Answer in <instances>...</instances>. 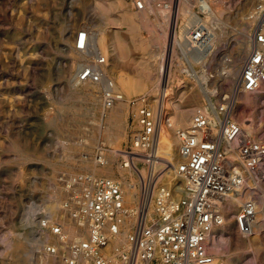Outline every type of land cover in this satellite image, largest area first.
<instances>
[{"label":"built area","instance_id":"1","mask_svg":"<svg viewBox=\"0 0 264 264\" xmlns=\"http://www.w3.org/2000/svg\"><path fill=\"white\" fill-rule=\"evenodd\" d=\"M179 1L135 0V7L170 16ZM193 1L199 15H188L180 24L176 20L174 27L186 34L175 45L186 58L208 51L214 35L210 6L204 0ZM249 18L253 24L246 35L248 51L230 89L218 100L210 97L197 106L189 124L175 132L178 161L159 154L163 104L153 106L146 95L131 97L129 143L116 150L118 165L128 173L114 177L91 171L59 173L57 210L45 211L37 219L39 228L55 240L43 243L42 251L58 264H213L212 243L226 222L228 202L243 194L247 196L233 217L235 230L244 237L254 233L257 215L264 213V131L253 119L249 128L244 127L235 108L240 94L264 86V0H256ZM73 48L82 57L74 82L99 87L102 128L123 94L88 25L74 33ZM90 139L84 145L91 151L82 153L81 160L107 166L108 146ZM132 180L136 193L128 202L124 184Z\"/></svg>","mask_w":264,"mask_h":264},{"label":"rangeland","instance_id":"2","mask_svg":"<svg viewBox=\"0 0 264 264\" xmlns=\"http://www.w3.org/2000/svg\"><path fill=\"white\" fill-rule=\"evenodd\" d=\"M98 1L0 0V264H58L41 253L42 244L51 242L52 237H44L49 233L39 228L37 219L53 204L48 201L52 200L51 195L58 193L59 173H95L93 167L97 165L81 160L82 153L91 151V147L84 145L91 142L90 138L100 139L108 146V163L112 162L114 175H117L116 150L129 143L132 109L128 99L138 95L152 99L166 87L172 97L175 92H182L185 102L200 93L203 103L197 106L204 105L210 97L218 100L234 82V77L228 76L234 48L240 43L245 56L247 54L246 35L253 23L246 24L242 31L240 20L249 18L256 0H207L212 13L217 15L211 22L214 29L212 46L199 56L200 59H187L178 47H174L186 35L175 30V21L180 24L188 15L195 18L198 14L193 0H187L189 9L185 16H176L182 0L170 16L148 8L150 18L158 24L152 33L155 31L153 34L160 35L162 41V44L151 46L153 52L158 50L154 57L159 63L153 78L157 75L160 78L157 76L142 94L129 96L119 88L127 104L124 124L113 128L104 119L101 128L98 126L102 109L99 87L96 91L88 86L82 91L73 80L77 64L82 60L73 48L76 30L88 25L96 47L109 59L108 72L115 82L119 81L120 75L129 79L133 74L127 63L114 62L104 45L107 33L103 32L109 26L102 25L101 18L93 10ZM120 1L137 16L146 9H137L135 0ZM143 1L149 4L157 0ZM142 36L147 40L151 32L143 30ZM131 56L139 57V51L133 49ZM178 74L186 82L196 78L199 84L196 93L187 83H176L174 77ZM87 92H92L96 98L89 99ZM237 100L235 116L243 126L249 128L248 121L253 119L257 128L264 131V86L259 93L240 94ZM64 105L71 108L63 110ZM131 126L134 128V123ZM170 181L173 183L175 179ZM60 196L59 191L58 202ZM262 231L264 228L257 236L246 239L233 230L231 244L214 246L216 255L219 253L216 264H237L243 260L264 264ZM16 240L21 247L13 250ZM238 240L250 244L249 248H241L230 255L233 242Z\"/></svg>","mask_w":264,"mask_h":264},{"label":"bare ground","instance_id":"3","mask_svg":"<svg viewBox=\"0 0 264 264\" xmlns=\"http://www.w3.org/2000/svg\"><path fill=\"white\" fill-rule=\"evenodd\" d=\"M209 6V2L207 0H204ZM204 1H202V4H204ZM247 2V1H246ZM180 3V2H179ZM178 8V7H177ZM211 8V6H210ZM189 5L187 4V0H182L181 4L179 5V8L177 10V17L179 16H185L188 13ZM93 10L95 11L96 15H98L101 18L102 25L109 26L111 30L109 31V28L105 30L103 33H107L104 39V45L109 49V55L113 57V61L116 63H127L129 66H131L132 74L133 76L129 79L123 78L121 75L117 77L119 78L118 82H115L117 89L123 94L125 92L127 95H135V94H142L144 90L147 88L146 86H149L151 82H153L154 79L157 78V76L154 77V75L157 72L158 68V60H155V53L158 52V50H155L154 52L151 50V46L156 44H162L160 35L157 36L153 34L157 30V25L154 24L153 20L150 18V12L148 8H146L141 15L137 16L128 10L126 7V4L120 0H99L94 4ZM212 12V10H211ZM249 12V11H248ZM216 14V13H215ZM214 13L213 15L216 16ZM199 15V14H197ZM218 19V18H217ZM215 21V20H214ZM100 22V21H99ZM216 22V21H215ZM156 23V22H155ZM253 19L244 18L240 20V30H245L246 24H252ZM153 29L155 30L153 33ZM146 30L149 33L151 32V37L146 39H143L142 31ZM126 35V37H125ZM161 41V42H160ZM163 46V45H162ZM158 47V46H157ZM175 47V46H174ZM174 47L171 50V54L174 53ZM139 51V57H132L131 52L132 50ZM155 49V48H154ZM101 53H103L101 50H99ZM234 53L232 57V61L230 63V70L228 73L229 77H236L237 73L239 72L238 68L240 67V64L245 56V51L241 47V44H237L236 48H234ZM247 51V50H246ZM206 53V52H205ZM205 53H197V59H200V55ZM104 54V53H103ZM108 55V56H109ZM155 55V57H154ZM107 57V56H106ZM108 59V57H107ZM197 61L196 59H192ZM158 63V64H157ZM193 64V61L191 62V65ZM108 65H109V59H108ZM190 65V66H191ZM112 71V70H111ZM155 73V74H154ZM169 76H170V70H169ZM167 73V74H168ZM179 75V74H178ZM175 75L174 79L176 83H179L180 85L188 84L191 86V90L195 91L197 90L199 84L196 78L192 80H188L189 82L184 81L185 79L181 77V75ZM128 77H130L128 75ZM159 77V76H158ZM160 78V77H159ZM170 78V77H169ZM168 78V79H169ZM173 79V80H174ZM188 79V78H186ZM159 81V80H158ZM167 81V80H166ZM155 82V81H154ZM157 82V81H156ZM159 83V82H158ZM168 83V81H167ZM153 84V83H151ZM76 85V84H75ZM77 86L79 90L85 91L84 88L90 86L94 90H98V86L96 84L90 83L88 81H83L78 84ZM160 85V84H159ZM179 85V86H180ZM85 86V87H84ZM122 88L123 92L119 89ZM159 88V87H158ZM84 89V90H83ZM176 90V89H175ZM263 90V87L254 92L259 93ZM161 92L158 93L155 97L152 99L149 98L151 104L155 106L157 103H162L166 112H165V118L161 125V133L159 138V154L160 156L164 157L165 159L175 163L178 161V155H177V148H178V142L176 139V130L178 128L186 127L189 122L191 115L194 111V107L197 105H200L203 103V99L200 97V93L194 94L193 98H190L187 102H185L184 94L182 92H175L174 97L170 96L168 94V88H163L160 90ZM199 92V91H198ZM253 93V94H254ZM86 96L89 97V99H95L96 97L92 92L85 93ZM252 93H246V95H249ZM123 100L116 103L114 108L110 111L109 115L105 118L106 122L110 124L113 128H118L123 126L124 124V108L127 104L124 103L126 97L123 94ZM184 100V101H183ZM71 106L64 105L63 110L70 109ZM134 128L137 127V124L135 121ZM132 123V125H133ZM242 124V123H241ZM243 125V124H242ZM248 125V124H247ZM164 144H163V143ZM67 149V147H66ZM69 149V148H68ZM136 159V158H135ZM174 159V161H173ZM89 163V162H87ZM91 163V162H90ZM138 168L141 170L142 173H144V169L138 166ZM94 171L96 174H103L108 175L111 177H114V168L112 162L108 163L107 166H104L103 168L96 166L94 168ZM118 170L120 174L124 175L128 172L118 167ZM170 180L173 177H169ZM176 181V180H175ZM174 181V182H175ZM53 182V181H52ZM172 182V181H170ZM173 182V183H174ZM134 183V182H133ZM124 184V189L126 191L127 198L126 200L128 202H132L134 199L132 196L134 193H136V187L135 184ZM56 191V190H55ZM57 191L59 193V188L57 187ZM57 192L54 193V195L50 196L52 200L48 201L50 203H53L47 209L50 212L56 211L58 207V200H57ZM247 195L243 194L241 196H235L231 199V201L228 202L227 205V219L223 227L220 228L218 237L214 238V241L212 243L213 253H214V263L216 264L215 260L217 261V258L219 257L216 255V249L214 246H223L224 244H231V234L233 233L234 227V213L238 210L239 205L241 204L243 198H245ZM49 198V199H50ZM49 203V204H50ZM47 211V210H46ZM264 228V213H260L257 215V223L254 229V233L251 236L246 237V239H249L250 237L257 236L259 234V230ZM47 232V231H45ZM69 232L73 233V228H69ZM262 231L261 233H263ZM52 237L51 242L52 244H55V240L53 236L49 233V235L45 234L46 239H50ZM19 241L16 240V242L13 244V250H17L21 247V243H18ZM9 245V243H8ZM248 243H243L241 241H234L233 246L229 252V254L236 253L237 250L244 248H249ZM8 250V249H7ZM12 251V250H11ZM41 253L44 256L51 257L50 255L46 254L41 249ZM11 255V253H10ZM218 256V257H217ZM53 258V257H51ZM250 258V257H249ZM51 260V259H50ZM54 262L56 263L55 259L53 258ZM24 263V262H23ZM251 264L248 260H243L242 262H238L237 264ZM22 264V262L17 263Z\"/></svg>","mask_w":264,"mask_h":264}]
</instances>
